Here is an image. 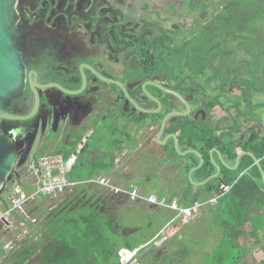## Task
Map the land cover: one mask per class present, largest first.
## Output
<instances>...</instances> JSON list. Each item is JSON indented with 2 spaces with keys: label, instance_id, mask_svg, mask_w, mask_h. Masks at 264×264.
Returning a JSON list of instances; mask_svg holds the SVG:
<instances>
[{
  "label": "flooded vegetation",
  "instance_id": "af4514ba",
  "mask_svg": "<svg viewBox=\"0 0 264 264\" xmlns=\"http://www.w3.org/2000/svg\"><path fill=\"white\" fill-rule=\"evenodd\" d=\"M150 4L151 0H19L16 26L24 37L25 89L10 103L8 113L23 119L1 123L20 145L18 165L43 149L74 150L75 166L84 165L86 173L93 165L112 164L110 172L99 169L94 175L120 177L127 184L111 198L127 199L130 188L146 197L149 179L132 173L131 165L135 158L134 165L149 168L145 165L149 145H156L164 118L188 112L182 101L190 112L171 117L164 134L177 119L189 118L197 125H211L212 120L214 125L218 121L233 125L234 120L240 124L241 104L248 99L242 86L247 77L243 53L233 60L223 52L225 60L213 66L217 57L223 59L214 53L227 51L230 42L227 38L225 44L213 42L210 15L198 14L197 0L188 1L189 15L180 17L179 25L172 23L177 17L171 14L155 15L153 21L146 15ZM203 35L214 43L208 49L200 42ZM238 61L240 66H231ZM253 94L258 96L257 91ZM214 102L220 106H212ZM258 109L255 105L249 111L255 116L254 129ZM231 133L240 140L243 127ZM174 178L172 182L178 183ZM81 191L72 199L78 197L80 206L90 205ZM155 191L162 195L161 187ZM96 203H103L102 210L112 216L113 201Z\"/></svg>",
  "mask_w": 264,
  "mask_h": 264
},
{
  "label": "rangeland",
  "instance_id": "374dc122",
  "mask_svg": "<svg viewBox=\"0 0 264 264\" xmlns=\"http://www.w3.org/2000/svg\"><path fill=\"white\" fill-rule=\"evenodd\" d=\"M183 1L182 7L181 0H151V12H146V15H151L154 21L155 15L161 16L162 14H171V16L177 17H173L174 19L172 18V23L179 25L181 22L180 17L186 16L187 14L189 15L186 9L189 0ZM197 3L200 5L198 14L210 15V25L213 28L211 32L213 42L218 39L219 43L225 44L226 38L229 39L228 42H230L229 45H227V51L229 52L217 51L214 55L218 56L219 53L221 55L223 52H226L227 56L228 54L231 56L227 59L231 58L234 60L238 55L243 53V58L241 59L246 63L247 77L244 75L242 86L248 99H246L247 102L243 101L244 103L241 104L240 111H242V115L248 116L250 115L249 111L253 109L255 105H259V93H262L264 96V0H197ZM204 36L205 35L200 36V42L203 43L204 48L208 49L214 43L211 42V39L207 36ZM222 50L224 49L222 48ZM221 57L223 56L221 55ZM224 58L225 57H223V59L217 57L216 60L213 61V66H219V62L225 60ZM236 59L238 60V58ZM211 60L213 59L211 58ZM231 66H240V61L236 62V65L231 62ZM253 91H257V97L254 96L255 94H253ZM254 112L257 115L256 121L259 122V109L254 110ZM217 117L229 121L224 113H218ZM233 119H235V117H233ZM212 121L210 123L213 126L214 122ZM241 121L242 119L240 120V125L243 127V132L245 133L246 131L244 130H246V128L244 126L247 122ZM224 126H227V124L224 123ZM234 134L237 138L238 134L233 133V135ZM152 138H154V135L150 136V139ZM156 146H159L157 142ZM151 147L152 149H148V153L156 148L152 142L149 145V148ZM58 153L59 152L54 150L43 149L42 151L35 152L25 164L18 165V162L15 164L11 174L12 178H10V181L7 183L3 194L7 199L8 208L10 207V198L14 195L16 189L20 188L31 191L36 185L37 178L30 167L34 166L39 158L56 155ZM160 153H150L146 156L145 165L146 167L150 165L147 170L140 168L136 164L134 165V158L131 165V172L147 175L146 177L149 181L146 188L150 191L147 193L148 195H153L157 198H165L170 202H175L182 196L183 189L185 188L183 177H181L183 176L182 172L181 176L179 175L181 167L183 168V162L172 163L167 159V155L163 158L162 152ZM159 155H162V158L157 159ZM31 161L33 162L30 163ZM130 162L132 161L130 160L127 163ZM83 173L84 170L82 172L80 169L76 172L78 175ZM157 174L165 175V177L168 176L167 181L169 182L165 184V180ZM174 177L181 178L177 180ZM172 178L178 183L172 182ZM109 179H111L110 182L115 185L116 188L123 189L127 185L120 177ZM134 184L136 185L137 183L134 182ZM160 187L162 189V195H164L162 197L158 196L159 192L155 191ZM86 188L103 194V202L110 203L113 201L114 203L117 200V197L111 198L112 192L102 187L95 185ZM141 193L144 194L143 192ZM212 198H214V196L210 197L208 194H205L203 203L208 202ZM47 200V202L39 200L27 205L25 207V214L28 215V219L22 215V220L15 223L11 229H0V264H15L16 255L27 251L31 252L29 253L31 260L28 264H39V262L44 259L41 253V244L42 241L47 239L46 236L48 233L44 220L47 212H49L50 206L59 207V205L62 204H58L62 199H57V201L51 199ZM39 203H41V207L44 206L47 208L44 216H30V210ZM121 203H124V205L110 209L112 211V216L109 217L110 225L107 222H103L106 227L101 226L100 230L95 231L96 233L99 231V236L102 238L101 241L106 243L100 242V244L96 241V237H92L91 239H88V237L86 240L88 250L82 252L81 257L66 262L65 264H116L117 249L124 247L127 242H133L134 238L142 239L143 236L147 241L150 235H152L150 244L145 247L141 246L138 249L137 255H135L131 261L124 262V264H264V260L262 261L264 257L259 253V243L247 237L234 240L235 244L244 249V253L246 252L247 256L238 262L235 261L237 257L241 256L243 250L236 247L232 248L226 237V232L230 233L228 230L232 229H229V220L231 219L230 210L224 203L216 207L210 205L203 207L194 220L188 225L181 226L178 234L163 244L160 243V240L154 241V238L162 230V225L174 216L173 212L167 209L150 207L147 203H141L142 206L136 203H130L127 200L121 201ZM0 206H2L1 201ZM0 210L2 211V209ZM84 212L88 213L87 208L65 214L61 218L69 219L74 215L75 219H78L79 216L84 217L87 214ZM254 215L255 214L251 217L253 218ZM34 218L37 220L36 224L31 222L35 220ZM226 221L228 222L226 223ZM22 222L24 226L21 225ZM52 222L54 223L55 220ZM148 224L150 228L147 229ZM255 224L259 226L258 219H256ZM79 226L84 228L88 227L87 232L90 234L93 233V227H89L86 222H82ZM95 227L96 225L94 228ZM57 228H59V233L64 229L65 233L69 230L70 232L67 234L70 235L77 231L76 228L71 226V223H68L63 228H61V224L58 223ZM79 229L81 230V228L78 227V230ZM234 230L237 231L238 228ZM252 230L251 223H248L244 226L243 232L244 234H248ZM232 233L235 232L232 231ZM71 244L73 249L77 246L72 242ZM7 246H12V250L6 249ZM98 246H103V248H98Z\"/></svg>",
  "mask_w": 264,
  "mask_h": 264
},
{
  "label": "trees",
  "instance_id": "16d2710c",
  "mask_svg": "<svg viewBox=\"0 0 264 264\" xmlns=\"http://www.w3.org/2000/svg\"><path fill=\"white\" fill-rule=\"evenodd\" d=\"M211 105L220 106L218 102H214ZM254 119L255 116L251 114L248 116L242 115V122H247L245 124L246 132L242 135L240 140L236 141L233 140L232 134H225V131L227 129L237 131L240 130L241 125L236 124V121L238 120H234L233 125L228 124L227 126H224L222 121H218L216 125L212 126L207 124L197 125L189 118L177 119L166 129L165 134H175L178 137L182 152L194 150L200 152L202 155L204 164L193 174L194 182H204L216 173V169L209 157V151L214 148L219 150L227 164L233 166L235 165L238 151L251 153L260 162L261 168L264 172V140H261L259 135L254 132ZM217 132H222V134L216 136ZM226 135L229 136L228 139L225 138ZM159 148H161V150H163L166 155L169 154L172 157L174 163L183 162L182 174L185 181V188L183 189L182 196L176 200L179 207H189L195 202H204L203 197L205 194H208L210 197H215L219 194V186H231L232 188L230 192L221 197L217 205L219 206L221 203H224L230 210L231 219L229 220V229L232 230H228L230 233L226 232V237L228 238L229 244L232 248L236 247L242 249V247L235 244L234 241L235 239L242 237L251 238L259 243V226L255 224V220L259 219V216H257L259 215L258 212H262V214L264 213V184L262 183L259 170L254 166L253 160L250 157H242L237 171L232 172L224 167H221V173L217 179L211 181L204 187L195 188L188 180V173L191 169L198 166L199 159L194 155H188L186 157L179 156L174 149L173 140H170L166 146ZM73 152L74 150H70L62 154L65 158H68ZM215 160L217 162L218 159L215 158ZM112 167V164L109 165L106 163H101L99 165H93L88 173L78 175L74 171L69 177L77 181H85L86 179L93 178L97 170L103 169L104 171L110 172ZM246 171L247 173L240 177V175ZM10 178H12V175ZM10 178L8 179L7 183L10 181ZM4 189L0 193V201L2 202L0 209L3 211L8 209L7 199L3 195ZM85 189L87 188L80 187L75 191V194ZM160 196L162 197L164 195ZM77 198H64L63 203L59 205V207L51 212H47L44 221L48 233L46 236L47 239L42 241L41 244V253L44 256V259L40 261L39 264H65L66 262L76 260V258L82 256V252L88 250L86 243L88 237V239L96 237V241L98 243L104 242L101 241L102 238L99 236V231H97V233L95 231L100 230L101 226H105V223L103 222H107L110 225L108 214L105 212V210L102 211V209L98 207H90V205L85 207H75V205H78V200L75 201ZM42 201H44V199ZM41 206V203L34 206V208L30 210V215H36L39 217L44 216L47 208ZM86 208L88 213L84 212L87 213L84 217L79 216L78 219H75V216L72 215L69 219L61 218L65 214ZM253 214H255L253 217H256L255 219L251 217ZM58 219V223L61 224V228H63L68 223H71V226L76 228L77 231L70 235L67 234L70 231L68 230L65 233L64 229L61 233H59V228H57ZM21 220V218L17 217V222ZM54 220L55 222L53 223L52 221ZM82 222H86L89 227H93V233H91L92 235L87 232L88 227L84 228L79 226L82 224ZM227 222L228 221H226V223ZM248 223H251L253 230L249 234H244V226ZM262 223H264V221H262ZM95 225L96 227L94 228ZM78 227L81 228V230L79 229L80 231L78 230ZM148 227L150 228V225ZM236 228H238L237 231L234 230ZM232 231L235 233H232ZM151 236L152 235L148 236L147 241L143 236L142 239L134 238L133 242H127L124 247L117 249V263L119 262L118 253L121 250L133 252L139 247L146 245L152 238ZM71 242L77 245L74 249L71 247ZM98 248H103V246H98ZM242 250L243 253H241V256L235 259L236 262L245 257L244 249ZM29 253L31 252L27 251L22 252V254H17L15 264H28L31 260Z\"/></svg>",
  "mask_w": 264,
  "mask_h": 264
},
{
  "label": "built area",
  "instance_id": "2783aa9c",
  "mask_svg": "<svg viewBox=\"0 0 264 264\" xmlns=\"http://www.w3.org/2000/svg\"><path fill=\"white\" fill-rule=\"evenodd\" d=\"M77 155L78 151L74 154L72 153L68 158L58 154L43 156L34 166H31L30 169L34 171L37 183L31 191L20 188L15 190L14 195L10 198V207L4 211L0 210V229H11V227L17 223V217L21 218L22 215L28 219V215L25 214V207L27 205L39 200L42 201L43 199L44 201H48L47 199L53 201L62 199V201L58 203L61 204L64 198H72L73 195H75V191L80 187L96 185L115 194L122 192L121 189L114 187L110 180L105 177L91 178L85 181L71 179L69 176L74 171ZM231 188V186L221 185L218 188L219 194L208 202H195L191 206L183 208L179 207L176 202H169L165 198H157L155 196L142 197L135 188H130L125 194L127 195L128 201L131 203L141 201L156 208L168 209L175 212V218L167 223L154 238V241L160 240V243L163 244L177 235L181 226L188 225L194 220L203 207L206 205L216 207L219 199L228 194ZM56 208V206H50L49 212ZM31 222L36 224L37 220L35 219ZM21 225L24 226L23 223ZM12 248V246L6 247V249L11 250ZM136 254L137 251L131 252L128 250H121L118 253L119 263L124 264V262L131 261Z\"/></svg>",
  "mask_w": 264,
  "mask_h": 264
},
{
  "label": "water",
  "instance_id": "95a60500",
  "mask_svg": "<svg viewBox=\"0 0 264 264\" xmlns=\"http://www.w3.org/2000/svg\"><path fill=\"white\" fill-rule=\"evenodd\" d=\"M18 3L19 0H0V193L10 178L21 152L17 140L6 129L1 127V123L4 121H19L23 119L8 113L10 103L21 97L25 89L26 71L23 59L26 58V56H23L24 37L16 26L19 20V14L16 9ZM180 100L182 99L180 98ZM182 102L185 104L188 112L186 114L177 113L165 117L162 121L156 142L159 146L164 147L167 142L172 139L174 142V149L179 156L186 157L188 155H194L199 159L198 166L191 169L188 173V180L191 185L198 188L204 187L220 176L221 166L232 172L237 171L240 165V160L244 156H248L253 160L254 166L259 170L264 184V172L261 168L260 162L251 153H239L235 165L231 166L224 161L221 153L216 148L209 152V157L216 169V173L204 182H194L193 174L204 164L202 155L194 150L182 152L178 137L175 134L164 136L165 126L171 117H186L190 112V107L187 103L184 101ZM215 155L217 156L219 163L215 161ZM244 174H246V172Z\"/></svg>",
  "mask_w": 264,
  "mask_h": 264
},
{
  "label": "crops",
  "instance_id": "0c3cea01",
  "mask_svg": "<svg viewBox=\"0 0 264 264\" xmlns=\"http://www.w3.org/2000/svg\"><path fill=\"white\" fill-rule=\"evenodd\" d=\"M261 94V95H260ZM256 124H257V129H254V132H256L258 135H259V138L261 139V140H264V96L262 95V93H259V122H256ZM259 126V127H258ZM222 134V132H217L216 133V136H219V135H221ZM225 134H232L231 133V130L230 129H227L226 131H225ZM233 135V134H232ZM164 136H166L165 134H164ZM234 137H235V139H236V136H235V134L233 135V140H234ZM225 138H229V136L228 135H226L225 136ZM235 141V140H234ZM169 142V141H168ZM156 144V143H155ZM166 146V145H165ZM154 147H156V148H158V149H154V150H151V154H153V153H155V154H159L160 152H163V150H161V148H159V147H162V146H156V145H154ZM150 149H152V147L151 148H149V150ZM217 149V148H216ZM148 150V151H149ZM160 151V152H159ZM186 152V151H185ZM198 152V151H197ZM150 153H148V154H150ZM58 154H60V155H62V153H58ZM161 154V153H160ZM162 157V155H159L158 156V158L157 159H159V158H161ZM215 158L216 159H218L217 158V156L215 155ZM167 159L169 160V161H171L172 163H174L173 162V160H172V157L169 155V154H167ZM217 163H219L218 162V160H217ZM225 168V167H224ZM78 169H80V171H82L83 172V170H84V173L83 174H85L86 173V167L84 166V165H79V166H75V168H74V171H75V173L77 172V170ZM73 171V172H74ZM181 172H182V167H181V171L179 172V175L181 176ZM246 173H247V171H246ZM244 174V173H243ZM242 175V174H241ZM241 175H240V177H241ZM164 177H165V175H164ZM166 177H168V176H166ZM181 177H183V176H181ZM180 177V178H181ZM94 178H97V177H94ZM106 178V177H105ZM75 180V179H74ZM86 180H88V179H86ZM184 180V179H183ZM196 183H200V182H196ZM263 183V182H262ZM113 185V184H112ZM184 185H185V181H184ZM185 187V186H184ZM195 188H198V187H195ZM120 189V188H119ZM85 190H83V191H81V193L83 192V199L84 200H86V201H88L89 203H90V207H98V208H100V209H102L101 207H103V209H104V207H105V205H103V203H99V204H97L96 202L97 201H102V199H103V194H99L97 191H95V190H87L86 192H84ZM103 193V192H102ZM146 197H149V196H153V195H148V194H146L145 195ZM156 197V196H155ZM124 200H127L125 197H117V200L114 202V204H115V207H117V206H122V205H124V203H121V201H124ZM128 201V200H127ZM93 202L95 203V204H93ZM103 202V201H102ZM176 202V201H175ZM44 203V202H43ZM177 203V202H176ZM44 204H46V203H44ZM138 205H140V206H142V204H138ZM80 206V203L78 204V205H75V207H79ZM85 207V206H88L87 204H85V205H81V207ZM151 207V206H150ZM156 208V207H155ZM168 210V209H167ZM103 211V210H102ZM170 211V210H169ZM171 212H173V211H171ZM174 213V216L171 218V219H169L167 222H165L163 225H162V227H161V229L167 224V223H169L171 220H173L174 218H175V216H176V214H175V212H173ZM258 214L259 215H257V216H259V253L264 257V253H263V250H264V223H262V221H264V213L262 214V212H258ZM256 221V220H255ZM149 226V224L147 225V227ZM149 228V227H148ZM160 229V230H161ZM246 230V229H245ZM251 233V232H250ZM249 234V233H248ZM156 237V236H155ZM151 240L152 239H150V241L146 244V245H148V244H150V242H151ZM146 245H143V247L144 246H146ZM140 248V247H139ZM138 248V249H139ZM137 249V250H138ZM245 254V257H247L246 256V252L244 253ZM264 260V258L262 259V261Z\"/></svg>",
  "mask_w": 264,
  "mask_h": 264
},
{
  "label": "clouds",
  "instance_id": "9594fccd",
  "mask_svg": "<svg viewBox=\"0 0 264 264\" xmlns=\"http://www.w3.org/2000/svg\"><path fill=\"white\" fill-rule=\"evenodd\" d=\"M134 252V251H133ZM137 253H138V251H137ZM137 255V254H136Z\"/></svg>",
  "mask_w": 264,
  "mask_h": 264
},
{
  "label": "bare ground",
  "instance_id": "6f19581e",
  "mask_svg": "<svg viewBox=\"0 0 264 264\" xmlns=\"http://www.w3.org/2000/svg\"><path fill=\"white\" fill-rule=\"evenodd\" d=\"M127 257H128V256H127ZM127 257H126V258H127Z\"/></svg>",
  "mask_w": 264,
  "mask_h": 264
}]
</instances>
